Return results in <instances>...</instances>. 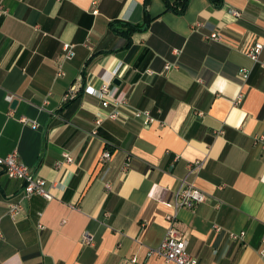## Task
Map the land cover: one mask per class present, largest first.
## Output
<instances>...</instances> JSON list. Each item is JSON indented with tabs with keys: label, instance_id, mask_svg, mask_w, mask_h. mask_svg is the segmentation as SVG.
Segmentation results:
<instances>
[{
	"label": "crops",
	"instance_id": "obj_1",
	"mask_svg": "<svg viewBox=\"0 0 264 264\" xmlns=\"http://www.w3.org/2000/svg\"><path fill=\"white\" fill-rule=\"evenodd\" d=\"M0 6V157L16 151L52 194L24 198L22 181L0 167V264H171L146 252L164 238L181 181L206 196L176 211L188 252L201 264H264V0H189L182 15L163 0ZM145 11V31L127 39L110 30ZM105 84L154 122L103 119L92 135L106 114L96 93ZM105 149L111 158L101 162ZM11 201L22 206L16 218Z\"/></svg>",
	"mask_w": 264,
	"mask_h": 264
},
{
	"label": "built area",
	"instance_id": "obj_2",
	"mask_svg": "<svg viewBox=\"0 0 264 264\" xmlns=\"http://www.w3.org/2000/svg\"><path fill=\"white\" fill-rule=\"evenodd\" d=\"M4 13L3 8L0 6V14ZM229 13L231 16L238 18L240 13L235 9H230ZM197 26L201 24H196ZM208 39L215 42H221L222 36L218 32H212L207 36ZM262 49L261 43H255L248 48L246 55L252 60H256L258 54ZM64 52H66V57L71 56V50L69 45L64 46ZM171 64L167 63L165 69H168ZM57 76L62 75L61 68L58 69ZM246 77L243 74L242 78ZM72 92V89H71ZM97 96L100 99L101 106L105 110V116L96 117L94 120V130L91 132L92 135H96V128L100 126L103 119H110L114 121H125L126 119L140 120L142 125H150L154 122V118L151 116L150 112L147 110H140L136 108H131L128 105V101L124 97L116 96L110 89L108 85H102L97 90ZM71 94H66L65 99H68ZM241 96H238L237 102L240 100ZM6 99L11 101L12 96L7 95ZM19 121L26 124L31 123L33 127L36 126L35 122L29 120L26 117L19 118ZM258 144L264 149V136L259 135L256 138ZM63 158L65 161H71L69 154L64 153ZM111 152L105 149L102 154L100 161L106 162L110 160ZM129 158H127L125 163V168L129 166ZM0 167L3 168L5 174L12 179H17L22 181L21 194L24 198H28L31 195H38L49 201L52 199L51 189L46 186V182L36 177L31 168L20 162L17 157V152H11L10 154L0 157ZM51 186H54L52 184ZM107 188H110L106 184ZM205 194L199 189L193 187L191 184L181 181L180 186L175 192L174 203H173V213L165 216L167 222V229L164 238L161 242L155 246L148 248L146 252V257H154L163 260L164 262L171 264H201L196 257L188 252V240L185 238L184 234L175 227L176 211L181 208H193L196 204L201 203L205 200ZM8 214L12 218H16L22 211V206L20 202H8ZM38 229L42 230L43 226L38 225ZM240 236L242 234H239ZM236 235H232V238H236ZM2 238V233L0 231V239ZM91 240L85 235L83 236V242L91 244ZM260 255L264 258V238L262 240V245L260 248ZM137 263V258L132 257L130 259V264Z\"/></svg>",
	"mask_w": 264,
	"mask_h": 264
},
{
	"label": "trees",
	"instance_id": "obj_3",
	"mask_svg": "<svg viewBox=\"0 0 264 264\" xmlns=\"http://www.w3.org/2000/svg\"><path fill=\"white\" fill-rule=\"evenodd\" d=\"M148 2L149 0H144V6H147ZM163 2L165 4V11H171L176 15H182L187 9L189 0H174L172 2H169V0H163ZM212 2L217 7L221 6V0H212ZM143 16V20L140 23L132 24L127 22L115 21L109 24V28L111 31L125 36L127 39H129L133 33L142 32L147 29L149 23L151 22V18H149L146 11L144 12ZM90 61L91 60L87 61L85 67L89 66ZM78 100V97L72 98L70 101L67 100V102H65V104L63 105V108L71 105L76 106L78 104Z\"/></svg>",
	"mask_w": 264,
	"mask_h": 264
},
{
	"label": "water",
	"instance_id": "obj_4",
	"mask_svg": "<svg viewBox=\"0 0 264 264\" xmlns=\"http://www.w3.org/2000/svg\"><path fill=\"white\" fill-rule=\"evenodd\" d=\"M113 83H116V84H118L119 82L117 81V79H114V80H113ZM15 103H16V102H15V101H13V105H15Z\"/></svg>",
	"mask_w": 264,
	"mask_h": 264
}]
</instances>
